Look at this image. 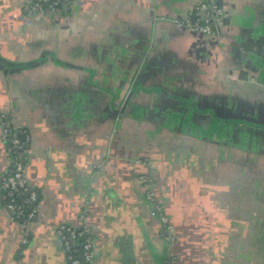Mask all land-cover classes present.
Here are the masks:
<instances>
[{
    "label": "crops",
    "instance_id": "0c3cea01",
    "mask_svg": "<svg viewBox=\"0 0 264 264\" xmlns=\"http://www.w3.org/2000/svg\"><path fill=\"white\" fill-rule=\"evenodd\" d=\"M205 1L0 0V118L38 200L24 222L0 185V264H67L63 225L87 230L90 264H264V238L241 244L229 219L245 194L221 188L244 184L247 153L264 185V0H213V37L185 24ZM189 184L212 186L202 206Z\"/></svg>",
    "mask_w": 264,
    "mask_h": 264
},
{
    "label": "built area",
    "instance_id": "2783aa9c",
    "mask_svg": "<svg viewBox=\"0 0 264 264\" xmlns=\"http://www.w3.org/2000/svg\"><path fill=\"white\" fill-rule=\"evenodd\" d=\"M75 0H33L32 8L38 12H43L45 8L50 11H57L63 4H72ZM203 16L194 21L186 20L185 24L192 31L207 36H216L218 30L223 24L224 11L217 6L213 0L203 2L197 9V14ZM2 123V140L5 144L9 166L4 173L0 174V185L7 198L6 208L18 215L24 222H27L37 215V204H35L37 195L31 190L24 176V165L22 160L12 157L10 154L11 147L16 150H22L24 143L20 139L19 132ZM26 194V198L22 199V195ZM26 206L28 211L24 213L23 207ZM156 214L163 220L166 218L162 214V210L155 205ZM171 229V228H170ZM59 234L64 240L65 252L67 253V264H81V258L84 264H90L94 257L92 248V240L87 235V230L82 228H74L71 226H60ZM78 247L79 249H74Z\"/></svg>",
    "mask_w": 264,
    "mask_h": 264
},
{
    "label": "rangeland",
    "instance_id": "374dc122",
    "mask_svg": "<svg viewBox=\"0 0 264 264\" xmlns=\"http://www.w3.org/2000/svg\"><path fill=\"white\" fill-rule=\"evenodd\" d=\"M240 126H241V128L244 127L243 125H240ZM259 156H261V154L247 153V162H248L247 167L248 168L246 169V175L248 174L249 177H246L245 178L246 180L242 181L244 183L243 185L238 184V183L237 184L232 183L229 186L226 185V187H224V186L221 187L222 189H226V190H229L230 192L234 193L236 198L240 199V197L243 196V194H245V196H246V198L244 197L246 199L245 200L246 201V203H245L246 204V209H247V210L245 209L246 210V215L241 217L240 215L237 214V216H235L234 219L233 218H229L230 221L231 220L234 221L233 227H234V229H236V236L238 237L240 235V237H241L239 239L237 238L238 242H242L241 244H261V241L264 238V226H262L260 228V227L256 226V224H255L256 223L255 221L257 219H260L259 216L262 213H259L258 211H256L255 212L256 216H251V214H249L250 212H252L251 209H252L253 205L251 203H254V202H252V201L248 202V199H247L248 196H249V198L251 200L253 198V199H256L257 201H260L262 203L264 202V196H263L264 195V185L252 186L251 181H250V179L253 180V176H257L255 178H258V176H260V175H256L255 173H253L254 172V168H251V167H253L255 165V162L257 164L259 159H261V157H259ZM262 156H263V153H262ZM195 159H196V157L195 158L193 157L194 161H195ZM211 160H213V159L212 158L208 159V158H206V156L203 157V161L205 163L206 162H211ZM237 172H239V171L237 170ZM198 180L202 183V180H200V179H198ZM233 181L236 182V179L233 180ZM203 187L205 189H208L209 190L208 192H211L210 190H211L212 186L208 185V184H205V185L204 184L203 185H194V184L191 185V184H189V185H187V188L189 190L188 191V196H189V199H191V201H189V204H193L194 206L197 205L198 207L202 206V204H204V201H202L201 198H200L201 197L200 194L203 193V191H200V188L202 189ZM251 190H253L254 192L253 191L251 192ZM204 192H205V194L207 193L206 191H204ZM257 193H261V195H259ZM209 200L210 199H208L206 201L208 202ZM209 202H210V204H212V201H209ZM224 202H226V201H224ZM257 203H259V202H257ZM223 204H225V203H223ZM188 206H190V205H188ZM188 208H190V207H188ZM262 218H264L263 215H262ZM207 219L210 221V220L213 219V217L209 216ZM225 219H228V217H225ZM243 219H244V222L246 223V227L245 228H241V226H243L241 224L244 223Z\"/></svg>",
    "mask_w": 264,
    "mask_h": 264
},
{
    "label": "trees",
    "instance_id": "16d2710c",
    "mask_svg": "<svg viewBox=\"0 0 264 264\" xmlns=\"http://www.w3.org/2000/svg\"><path fill=\"white\" fill-rule=\"evenodd\" d=\"M23 150H24V146H23L22 150H16L13 147H11L10 154H11L12 157H15V158H18V159L22 160ZM21 198L22 199L26 198V194H23ZM35 204H38V200L37 199H36ZM23 211H24V213H26L28 211V208H26V206H24L23 207ZM74 249H79V248L78 247H74Z\"/></svg>",
    "mask_w": 264,
    "mask_h": 264
},
{
    "label": "water",
    "instance_id": "95a60500",
    "mask_svg": "<svg viewBox=\"0 0 264 264\" xmlns=\"http://www.w3.org/2000/svg\"><path fill=\"white\" fill-rule=\"evenodd\" d=\"M63 8H64V9H66V8H67V6H66V5H63ZM20 137H21V139H22V140L24 139V136H20ZM81 261H82V262H81V264H84V262H83L82 258H81Z\"/></svg>",
    "mask_w": 264,
    "mask_h": 264
}]
</instances>
